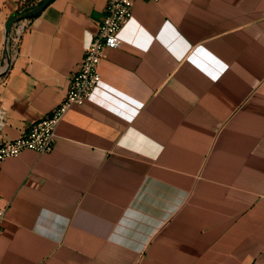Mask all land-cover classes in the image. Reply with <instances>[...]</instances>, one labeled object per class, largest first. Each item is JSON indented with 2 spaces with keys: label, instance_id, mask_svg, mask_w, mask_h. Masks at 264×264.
<instances>
[{
  "label": "crops",
  "instance_id": "1",
  "mask_svg": "<svg viewBox=\"0 0 264 264\" xmlns=\"http://www.w3.org/2000/svg\"><path fill=\"white\" fill-rule=\"evenodd\" d=\"M26 1L0 0V71ZM108 2L31 20L0 78L5 139L64 99ZM120 38L54 149L0 163V264H264V0H136Z\"/></svg>",
  "mask_w": 264,
  "mask_h": 264
},
{
  "label": "built area",
  "instance_id": "2",
  "mask_svg": "<svg viewBox=\"0 0 264 264\" xmlns=\"http://www.w3.org/2000/svg\"><path fill=\"white\" fill-rule=\"evenodd\" d=\"M136 0H109L106 15L99 25L97 34L85 46V56L80 68L70 79V86L64 99L46 117L33 123L19 137L7 140L2 130L5 124L4 110L0 106V163L5 159L18 157L24 150L39 153L51 152L56 141L57 127L73 105H82L90 99L100 85L99 65L106 49L119 47L120 33L133 17ZM150 1V0H147ZM31 19L17 21L6 40V53L14 57L19 50L24 34L30 27ZM5 208L0 207V235L3 231Z\"/></svg>",
  "mask_w": 264,
  "mask_h": 264
},
{
  "label": "water",
  "instance_id": "3",
  "mask_svg": "<svg viewBox=\"0 0 264 264\" xmlns=\"http://www.w3.org/2000/svg\"><path fill=\"white\" fill-rule=\"evenodd\" d=\"M51 0H43L39 5L35 6L34 8H32L31 10L25 12V13H22L21 15L19 16H15V15H11L8 20H7V23H6V26H5V34H6V40L10 34V31L13 27V25L17 22V21H20V20H23V19H26V18H29L35 14H38L39 12H41L43 9L46 8V6L50 3ZM11 55L9 53H7V65L4 69H2L0 71V78L4 77L6 72L9 70V67H10V64H11Z\"/></svg>",
  "mask_w": 264,
  "mask_h": 264
},
{
  "label": "trees",
  "instance_id": "4",
  "mask_svg": "<svg viewBox=\"0 0 264 264\" xmlns=\"http://www.w3.org/2000/svg\"><path fill=\"white\" fill-rule=\"evenodd\" d=\"M42 1H43V0H40V1H38V3H36V4L33 3V0H28V1H26V2L21 6V8H20V12L18 13L17 16L21 15L22 13H25V12L31 10V9L34 8L35 6L39 5ZM37 15H38V14H35V15L31 16V17H29V19L32 20V19H33L34 17H36Z\"/></svg>",
  "mask_w": 264,
  "mask_h": 264
}]
</instances>
